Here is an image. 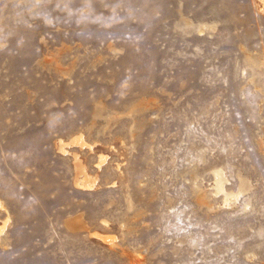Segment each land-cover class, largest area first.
Returning <instances> with one entry per match:
<instances>
[{"label":"rangeland","instance_id":"374dc122","mask_svg":"<svg viewBox=\"0 0 264 264\" xmlns=\"http://www.w3.org/2000/svg\"><path fill=\"white\" fill-rule=\"evenodd\" d=\"M0 264H264V0H0Z\"/></svg>","mask_w":264,"mask_h":264},{"label":"bare ground","instance_id":"6f19581e","mask_svg":"<svg viewBox=\"0 0 264 264\" xmlns=\"http://www.w3.org/2000/svg\"><path fill=\"white\" fill-rule=\"evenodd\" d=\"M255 66V65H254ZM77 142V144L78 145H80L81 147L82 146H85V143L81 140V139H79L78 141H76ZM62 152H64L65 153V151L64 150H62ZM78 161V160H77ZM82 166H80V164H78V169L80 170V171H82L83 172V174H85L84 173V170L81 168ZM85 176V175H84ZM87 176V175H86ZM214 176H215V190H216V193L217 194H220V193H222V194H224L225 195V197H226V201L228 202V200H230V199H232V200H238V198L242 195V194H244L246 191H247V186H246V182H242V184H241V187H240V190H239V193L238 194H229L226 190H225V182H226V178H225V175H224V173H223V171L222 170H217V171H214ZM87 178V177H86ZM88 185V184H87ZM86 184H85V187L87 186ZM84 186V185H83ZM82 186V187H83ZM84 187V188H85ZM90 187V186H89Z\"/></svg>","mask_w":264,"mask_h":264}]
</instances>
